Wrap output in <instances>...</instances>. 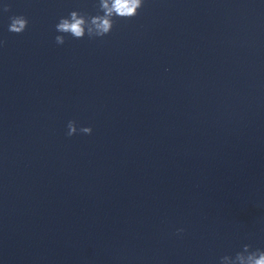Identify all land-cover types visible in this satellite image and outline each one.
I'll use <instances>...</instances> for the list:
<instances>
[{
  "label": "clouds",
  "instance_id": "1",
  "mask_svg": "<svg viewBox=\"0 0 264 264\" xmlns=\"http://www.w3.org/2000/svg\"><path fill=\"white\" fill-rule=\"evenodd\" d=\"M144 0H98L96 5L98 11L96 15H90L80 11H71L67 17H61L55 25V29L61 35L55 36V42L58 45L65 43V36L70 35L74 39L102 38L111 33L116 18L131 19L139 14L143 7ZM3 12L10 11V6L4 4ZM102 13V14H101ZM8 31L21 34L28 26V19L23 15H13L10 18ZM6 42L0 41V46ZM66 135L71 137L78 131L91 135V127L77 128L76 122L70 120L67 124ZM184 229H177V234L182 233ZM219 264H264V249H252V246L245 244L243 249L235 256L224 255L220 258Z\"/></svg>",
  "mask_w": 264,
  "mask_h": 264
}]
</instances>
